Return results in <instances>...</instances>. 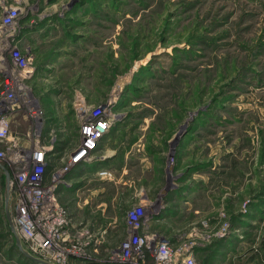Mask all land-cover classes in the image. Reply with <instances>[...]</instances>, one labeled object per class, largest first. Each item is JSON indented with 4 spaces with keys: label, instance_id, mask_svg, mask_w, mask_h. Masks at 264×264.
<instances>
[{
    "label": "rangeland",
    "instance_id": "374dc122",
    "mask_svg": "<svg viewBox=\"0 0 264 264\" xmlns=\"http://www.w3.org/2000/svg\"><path fill=\"white\" fill-rule=\"evenodd\" d=\"M1 46L2 62L13 47L31 57L10 130L28 153L46 148L45 187L82 121L101 108L109 123L89 160L55 182L69 231L55 250L18 229L20 170L0 144L14 226L0 170V264H38L16 239L46 264H116L136 234L188 248L196 264H264V0H0ZM139 209L136 233L127 218Z\"/></svg>",
    "mask_w": 264,
    "mask_h": 264
},
{
    "label": "built area",
    "instance_id": "2783aa9c",
    "mask_svg": "<svg viewBox=\"0 0 264 264\" xmlns=\"http://www.w3.org/2000/svg\"><path fill=\"white\" fill-rule=\"evenodd\" d=\"M16 16L15 10H9L2 18L1 24L3 27L10 26L13 19ZM2 50V46L0 51ZM9 60L2 62L0 60V144L5 145V151L7 154H11L14 158V163L19 166L20 173L17 174L15 184L18 186V191L21 192V197H18L14 207L15 211V223L18 225V229L27 239L35 236L38 246L43 248H50L55 250L61 248L66 244L68 237L59 238V235H68L69 231H62L67 226L65 218L62 216L63 209L60 207L53 209V203L56 201L52 190H54L55 182L61 175L67 173L70 169L74 168L78 164L88 161L91 151L94 149L98 138L103 134L108 127V116L101 109L98 108L94 112H91L89 117L82 121L81 126V139L78 144L72 148L69 152L67 162L63 168H60L56 173L52 174L53 179L50 182L51 185L44 186V177L47 169V159L49 161L46 148L40 146L39 141H36V147L31 152H26L24 146L19 142H14L11 137L9 113L18 107L17 104V91H16V78L19 76L29 75L31 69L29 66L31 57L22 55L16 48H11L7 52ZM26 78V77H25ZM24 79V78H23ZM22 79V80H23ZM34 115V112H31ZM95 129V130H93ZM84 136H83V135ZM4 150L0 149V161L6 156ZM67 153V152H66ZM85 156V157H84ZM84 159L80 161L81 158ZM1 166L0 163V170ZM4 167V166H3ZM102 172V171H101ZM101 172H97L101 175ZM27 200L29 202H26ZM29 203V204H28ZM57 204V202H55ZM39 215H44L43 218L46 222L43 224H37V227L41 228L46 235L50 236L48 239L56 242L54 248L48 245V242L38 238L36 234L38 228L33 223L29 210ZM60 210V211H58ZM142 210L131 212L130 218H127L129 228L134 232H140L145 225L143 219ZM143 219V220H142ZM49 226V231L46 232L45 227ZM64 241V242H63ZM64 243V244H62ZM91 247V246H90ZM87 246L86 250L90 248ZM70 256H79V248L71 246L69 248ZM188 248H180L178 251H172L166 241L159 238L157 235H139L136 234L129 238V240L121 245L119 255L117 256L116 263L120 264H139L140 260H143L145 253H151L152 264H196L192 257V254H187ZM79 252V254H77ZM83 257L82 255H80ZM57 258L58 254L56 255ZM65 258L63 257V260ZM61 260V259H59ZM61 260L62 262H64ZM133 260V261H132Z\"/></svg>",
    "mask_w": 264,
    "mask_h": 264
},
{
    "label": "water",
    "instance_id": "95a60500",
    "mask_svg": "<svg viewBox=\"0 0 264 264\" xmlns=\"http://www.w3.org/2000/svg\"><path fill=\"white\" fill-rule=\"evenodd\" d=\"M1 169H2V171H3V173H4V177H5V214H6V217H7V220H8V222H9V226H10V229H11V231L12 232H14V226H13V224L11 223V221H10V217H9V215H8V211H7V207H6V204H7V199H8V192H9V189H10V186H9V172H8V170L5 168V167H3V166H1ZM16 246L18 247V249H19V251L22 253V254H24V255H26L27 257H29L33 262H35V263H38V264H46V263H44V262H42V261H40V260H37V259H34V258H32V257H30L27 253H25L22 249H21V247H20V242L18 241V239H16ZM116 264H120V263H116Z\"/></svg>",
    "mask_w": 264,
    "mask_h": 264
},
{
    "label": "bare ground",
    "instance_id": "6f19581e",
    "mask_svg": "<svg viewBox=\"0 0 264 264\" xmlns=\"http://www.w3.org/2000/svg\"><path fill=\"white\" fill-rule=\"evenodd\" d=\"M93 130H94V129H93ZM56 206H57V205H56V203L54 202L52 208L57 210V207H56ZM58 211H60V210H58Z\"/></svg>",
    "mask_w": 264,
    "mask_h": 264
}]
</instances>
